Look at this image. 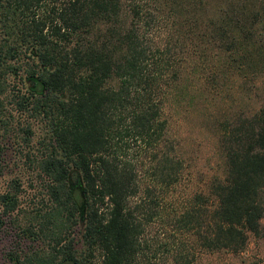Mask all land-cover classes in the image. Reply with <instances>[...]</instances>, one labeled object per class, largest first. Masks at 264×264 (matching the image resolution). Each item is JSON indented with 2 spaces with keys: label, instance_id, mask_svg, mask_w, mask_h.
<instances>
[{
  "label": "trees",
  "instance_id": "1",
  "mask_svg": "<svg viewBox=\"0 0 264 264\" xmlns=\"http://www.w3.org/2000/svg\"><path fill=\"white\" fill-rule=\"evenodd\" d=\"M0 33L10 100L48 133L26 154L46 195L27 225L18 187L0 192V218L21 230L6 264H200L264 236V104L224 121L223 176L181 205L162 115L187 38L198 57L217 47L238 72H264V0H0Z\"/></svg>",
  "mask_w": 264,
  "mask_h": 264
},
{
  "label": "rangeland",
  "instance_id": "2",
  "mask_svg": "<svg viewBox=\"0 0 264 264\" xmlns=\"http://www.w3.org/2000/svg\"><path fill=\"white\" fill-rule=\"evenodd\" d=\"M162 29L159 35L165 41ZM187 39L186 58L180 65L181 75L166 87L162 102L171 151L182 162L181 173L169 188L168 197L180 205L182 200L196 192L207 193L211 181L223 176L225 155L220 136L224 121L264 104V72L260 66L255 71L245 68L248 71L238 72L230 67L223 50L208 48L204 55L198 57L194 47L192 50V41ZM222 72H227L228 77L218 78ZM0 84V192L18 187L17 220L23 227L46 199L40 187L41 179L29 164L26 154H39L48 133L43 119L29 111L23 115L16 111L10 100V87L5 86L2 73ZM6 121L10 123L8 130ZM28 129L33 134L29 139L26 138ZM133 150H138V147ZM135 155L141 163H148L146 152H136ZM75 177L73 172V183ZM0 219V264H6L5 252L15 247L21 230L11 223L10 217L2 215ZM81 231L80 221L74 226L75 236L79 237ZM29 241L23 238L20 244L26 246ZM78 241L76 245L80 250ZM37 242L40 246L43 244L42 240ZM199 261L200 264H264V236L250 235L245 248L238 253L202 251Z\"/></svg>",
  "mask_w": 264,
  "mask_h": 264
}]
</instances>
